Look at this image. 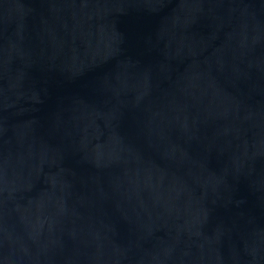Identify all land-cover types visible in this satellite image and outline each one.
Wrapping results in <instances>:
<instances>
[{
	"label": "water",
	"instance_id": "obj_1",
	"mask_svg": "<svg viewBox=\"0 0 264 264\" xmlns=\"http://www.w3.org/2000/svg\"><path fill=\"white\" fill-rule=\"evenodd\" d=\"M0 264H264V0H0Z\"/></svg>",
	"mask_w": 264,
	"mask_h": 264
}]
</instances>
